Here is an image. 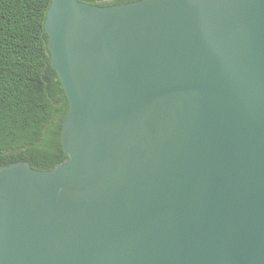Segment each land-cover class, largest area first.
Wrapping results in <instances>:
<instances>
[{
	"label": "water",
	"instance_id": "1",
	"mask_svg": "<svg viewBox=\"0 0 264 264\" xmlns=\"http://www.w3.org/2000/svg\"><path fill=\"white\" fill-rule=\"evenodd\" d=\"M66 159L0 167V264H264V0H50Z\"/></svg>",
	"mask_w": 264,
	"mask_h": 264
},
{
	"label": "trees",
	"instance_id": "2",
	"mask_svg": "<svg viewBox=\"0 0 264 264\" xmlns=\"http://www.w3.org/2000/svg\"><path fill=\"white\" fill-rule=\"evenodd\" d=\"M115 5L135 0H81ZM50 0H0V167L27 162L49 170L64 161L68 100L50 64L44 19Z\"/></svg>",
	"mask_w": 264,
	"mask_h": 264
}]
</instances>
